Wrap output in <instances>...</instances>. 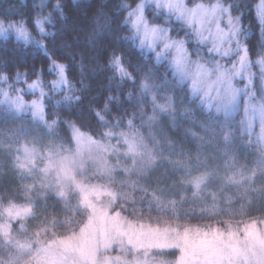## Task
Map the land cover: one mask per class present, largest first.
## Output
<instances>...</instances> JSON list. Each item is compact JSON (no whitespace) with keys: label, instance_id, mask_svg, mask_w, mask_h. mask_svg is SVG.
Here are the masks:
<instances>
[{"label":"trees","instance_id":"obj_1","mask_svg":"<svg viewBox=\"0 0 264 264\" xmlns=\"http://www.w3.org/2000/svg\"><path fill=\"white\" fill-rule=\"evenodd\" d=\"M138 1L48 0L39 6L0 0L1 21L24 27L36 39L0 36V84L26 99L33 96L24 91L28 83L36 81L44 91L43 121L0 102V204L30 205L31 215L13 224L38 239L71 236L86 211L75 206L73 195L61 196L22 175L21 149L66 144L74 129L100 139H133L135 149L105 158L94 154L76 172L82 182L113 191L109 209L124 220L179 232L264 226V146L257 126L244 121L242 106L229 113L208 106L169 61L140 42L129 14ZM216 1L238 17V39L254 59L259 0L187 3ZM146 15L153 21L150 11ZM38 17L50 35L38 32ZM58 63L67 84L57 91Z\"/></svg>","mask_w":264,"mask_h":264},{"label":"rangeland","instance_id":"obj_2","mask_svg":"<svg viewBox=\"0 0 264 264\" xmlns=\"http://www.w3.org/2000/svg\"><path fill=\"white\" fill-rule=\"evenodd\" d=\"M33 1L39 6L48 2ZM260 3L261 0L257 12ZM147 11L152 13L151 22ZM129 14L140 42L169 61L208 106L214 104L228 113L242 106V118L249 126H257L264 146V51L259 45L256 57L250 59L247 54L242 66L244 47L237 36L239 19L230 15L222 1L189 4L187 0H139ZM201 16H206V39L198 50L190 42L193 37L189 33L199 27L193 20ZM41 20H36L39 33ZM217 28L229 34L230 45L221 47V51L229 50L227 56L208 51L213 48ZM10 33L36 42L24 27L6 25L0 19V36ZM60 65H54L53 87L57 91L67 84L65 72L63 76L59 72ZM24 91L33 96L26 99L20 93L12 94L0 84V102L19 115L43 121L44 91L40 84L28 83ZM133 149L131 136L100 139L78 129L72 130L66 144L22 146L17 165L20 173L61 196L73 195L75 206L85 209L86 218L71 236L38 239L34 233L24 231L21 224H13L31 215L30 205L0 204V264H264V226L249 225L241 232L224 233L215 229L179 232L135 224L110 211L116 197L113 191L82 182L76 176L94 160V154L105 158ZM159 249H174L177 253L174 257L152 254Z\"/></svg>","mask_w":264,"mask_h":264},{"label":"snow or ice","instance_id":"obj_3","mask_svg":"<svg viewBox=\"0 0 264 264\" xmlns=\"http://www.w3.org/2000/svg\"><path fill=\"white\" fill-rule=\"evenodd\" d=\"M57 10L59 9V4L56 5ZM258 13H259V18L261 21V25L262 28H264V0H261L260 5H258ZM205 19L206 16H201L200 19L197 20H193V23L199 24V27H194L193 31H191L189 33V35H191L193 37V39L190 41L194 46H196V48L199 50V45L204 41V39H206L203 36V30L205 27ZM17 31H19V29H17ZM40 32L43 35H50V33H45L43 30V27H40ZM188 41L186 40L185 43H187ZM225 43H227L228 45H230L231 41L229 40V34L227 32H223L221 31L219 28H217L215 30L214 33V41H213V48H210L208 51L211 52H215L218 55H223V56H227L229 54V50L228 49H224L223 51H221V47L222 45H224ZM260 48L262 51H264V43L260 44ZM244 56L241 57V62H242V66L244 65V61L245 58L247 56V48H245L244 50ZM258 65L261 63V61H257L256 62ZM59 72L61 74V76H63L64 73V66L60 65L59 66Z\"/></svg>","mask_w":264,"mask_h":264}]
</instances>
